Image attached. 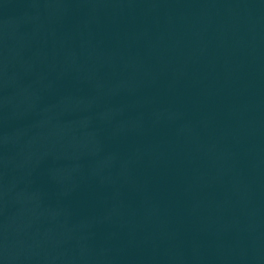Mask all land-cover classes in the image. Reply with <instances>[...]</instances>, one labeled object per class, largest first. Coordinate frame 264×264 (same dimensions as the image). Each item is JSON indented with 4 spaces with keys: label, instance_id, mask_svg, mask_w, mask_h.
Here are the masks:
<instances>
[{
    "label": "water",
    "instance_id": "95a60500",
    "mask_svg": "<svg viewBox=\"0 0 264 264\" xmlns=\"http://www.w3.org/2000/svg\"><path fill=\"white\" fill-rule=\"evenodd\" d=\"M0 264H264V0H0Z\"/></svg>",
    "mask_w": 264,
    "mask_h": 264
}]
</instances>
